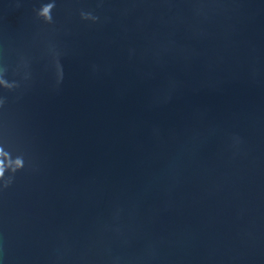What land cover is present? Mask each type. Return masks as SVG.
<instances>
[{
  "label": "water",
  "instance_id": "obj_1",
  "mask_svg": "<svg viewBox=\"0 0 264 264\" xmlns=\"http://www.w3.org/2000/svg\"><path fill=\"white\" fill-rule=\"evenodd\" d=\"M0 172V264H264V0H0Z\"/></svg>",
  "mask_w": 264,
  "mask_h": 264
},
{
  "label": "clouds",
  "instance_id": "obj_2",
  "mask_svg": "<svg viewBox=\"0 0 264 264\" xmlns=\"http://www.w3.org/2000/svg\"><path fill=\"white\" fill-rule=\"evenodd\" d=\"M22 167V166H21ZM0 178H3V173L2 172H0Z\"/></svg>",
  "mask_w": 264,
  "mask_h": 264
}]
</instances>
